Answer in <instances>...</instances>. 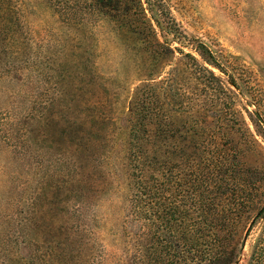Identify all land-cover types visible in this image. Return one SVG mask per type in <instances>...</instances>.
Wrapping results in <instances>:
<instances>
[{"label":"rangeland","instance_id":"obj_1","mask_svg":"<svg viewBox=\"0 0 264 264\" xmlns=\"http://www.w3.org/2000/svg\"><path fill=\"white\" fill-rule=\"evenodd\" d=\"M141 2L160 40L224 87L207 95L183 74L180 118L264 170V0ZM117 11L114 0H0V264H132L129 102L150 65ZM100 103L107 144L87 157L83 124ZM258 189L240 264L264 248V211L250 224L264 209V181Z\"/></svg>","mask_w":264,"mask_h":264},{"label":"trees","instance_id":"obj_2","mask_svg":"<svg viewBox=\"0 0 264 264\" xmlns=\"http://www.w3.org/2000/svg\"><path fill=\"white\" fill-rule=\"evenodd\" d=\"M114 1L117 10H123L116 13L117 23L135 36L150 65L129 102L128 169L132 213L139 222L130 240L131 262L240 264L251 228L245 236L243 230L256 210L264 170L240 164L237 152L219 151L212 138L199 133L201 126L182 120V96L174 87L188 73L199 92L208 95L223 91L221 80L195 56L161 41L141 0ZM146 1L153 6L152 0ZM171 29L161 30L170 34ZM178 51L184 59L175 64L169 78L158 80ZM103 105L99 104L101 112L92 127L87 129L84 120L87 157L92 153L99 157L107 144L103 133L111 120ZM263 211L251 220V227ZM263 251L255 247L248 264H261Z\"/></svg>","mask_w":264,"mask_h":264}]
</instances>
